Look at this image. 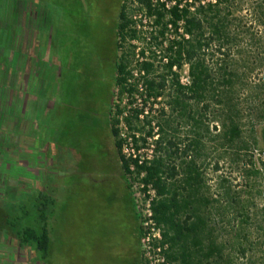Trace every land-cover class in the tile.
Masks as SVG:
<instances>
[{
  "label": "rangeland",
  "instance_id": "374dc122",
  "mask_svg": "<svg viewBox=\"0 0 264 264\" xmlns=\"http://www.w3.org/2000/svg\"><path fill=\"white\" fill-rule=\"evenodd\" d=\"M221 2L241 19L232 54L240 52L244 70L254 69L246 83L264 82V30L253 10L263 0ZM119 6L120 0H0V264H143L134 214H142L144 200L139 184L122 177L106 127ZM15 13L23 29L14 28ZM30 28L34 54L27 46L19 56L15 37ZM27 58L35 62L28 71ZM244 122L245 139L255 125L257 147L236 162L224 155L218 174L249 203V219L225 215L213 227L220 239H243L247 251L231 253L235 264H264V177L241 175L248 160L262 167L264 131L248 114ZM208 154L212 186L219 153ZM44 226L45 257L19 248L17 232Z\"/></svg>",
  "mask_w": 264,
  "mask_h": 264
},
{
  "label": "trees",
  "instance_id": "16d2710c",
  "mask_svg": "<svg viewBox=\"0 0 264 264\" xmlns=\"http://www.w3.org/2000/svg\"><path fill=\"white\" fill-rule=\"evenodd\" d=\"M183 1L187 0L166 10L152 0H120L106 127L122 177L138 183L150 199L151 219L160 231L166 263L235 264L231 253L247 251L243 239L237 234L233 241L220 239L213 224L225 215L247 222L251 210L218 174L219 161L227 155L236 162L241 153L256 149L255 125L245 139L244 118L252 116L264 131V82L246 83L254 69L244 70L240 52L232 54L239 47L235 42L242 27L241 19L230 11V2L191 11L195 2L179 8ZM253 10L264 30V0ZM137 12L150 18L148 30L135 28L132 17ZM179 27L184 35L178 34ZM14 42L17 45V37ZM184 72L187 83L181 82ZM245 103H249L247 110ZM210 149L219 153L212 186L204 168ZM248 162L241 170L243 178L264 177V163L256 168ZM262 209L264 218V196ZM16 240L19 248L47 255L45 226L38 232L25 228L17 232Z\"/></svg>",
  "mask_w": 264,
  "mask_h": 264
},
{
  "label": "built area",
  "instance_id": "2783aa9c",
  "mask_svg": "<svg viewBox=\"0 0 264 264\" xmlns=\"http://www.w3.org/2000/svg\"><path fill=\"white\" fill-rule=\"evenodd\" d=\"M179 0H152L153 3H159L164 6L166 10H169L171 7L176 5ZM195 2L194 7H190L191 11L194 10L195 7L198 6H206L208 4H216L217 2H221L222 0H187L183 1L179 8L183 7L185 2ZM135 28L138 31H146L149 29L148 22H150V18H148L144 12H137L132 17ZM181 26V24H179ZM171 32V31H170ZM178 34H183V29L181 27L178 28ZM153 50H156L153 48ZM182 83H187L188 78L186 77V72L184 76L181 78ZM124 154L130 153L128 147L124 148ZM139 193L142 195L144 200V210L142 214H138L139 216V226H140V253L142 257L143 264H168L165 261V257L162 253L163 248L159 245L161 241V235L159 229L155 227L151 219V211H150V199L145 198V196L140 192L139 185Z\"/></svg>",
  "mask_w": 264,
  "mask_h": 264
},
{
  "label": "crops",
  "instance_id": "0c3cea01",
  "mask_svg": "<svg viewBox=\"0 0 264 264\" xmlns=\"http://www.w3.org/2000/svg\"><path fill=\"white\" fill-rule=\"evenodd\" d=\"M19 38L20 37H17V45L16 46H18L17 48H18V53H19V56H21V54H24V57H25V54H27L26 53V49H27V46H28V49H29V51L31 52V54L33 55L34 54V51H33V47H32V43H33V41L35 40V38H37V37H35V35H34V32H33V35L31 36V40H30V43H28V42H23V43H21V41H19ZM29 44V45H28ZM26 60V59H25ZM35 62H33V61H30V59L29 58H27V60H26V62H25V68H26V71H28V70H30V68L31 67H34V64ZM20 64H21V60H20ZM18 67H19V62H18ZM19 75H21V73H19L18 74V76ZM20 78H22V77H20L19 76V80H20ZM1 129H3V128H1ZM0 138H1V134H0ZM3 165V161H1L0 160V167ZM124 187L126 188V186L124 185ZM127 189V188H126ZM134 217L136 218V214H134ZM137 220V219H136ZM138 243V242H137ZM138 248H139V244H138ZM34 253H35V255H34V257L36 256V252L35 251H33ZM23 255V254H22ZM138 255H139V250H138ZM23 257H25L24 255H23Z\"/></svg>",
  "mask_w": 264,
  "mask_h": 264
},
{
  "label": "flooded vegetation",
  "instance_id": "af4514ba",
  "mask_svg": "<svg viewBox=\"0 0 264 264\" xmlns=\"http://www.w3.org/2000/svg\"><path fill=\"white\" fill-rule=\"evenodd\" d=\"M18 18H20V21L18 20V26L20 27V28H24V21H22V17H20L19 15H18ZM21 29V30H22ZM27 35L25 34V32H24V34L26 35L25 37H24V34L19 38V41H21V43H23V42H28V43H30V40H31V36L33 35V31H32V29L30 28V31H27ZM31 44V43H30ZM29 45V44H28ZM2 95V94H1ZM2 116V115H1ZM1 120V119H0ZM2 127V126H1ZM0 127V128H1ZM104 145H106V143H105V141H104ZM0 148H1V138H0Z\"/></svg>",
  "mask_w": 264,
  "mask_h": 264
}]
</instances>
